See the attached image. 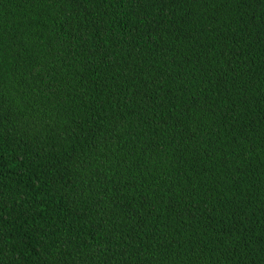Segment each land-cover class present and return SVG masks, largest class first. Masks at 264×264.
<instances>
[{
	"label": "trees",
	"instance_id": "1",
	"mask_svg": "<svg viewBox=\"0 0 264 264\" xmlns=\"http://www.w3.org/2000/svg\"><path fill=\"white\" fill-rule=\"evenodd\" d=\"M0 264H264V0H0Z\"/></svg>",
	"mask_w": 264,
	"mask_h": 264
}]
</instances>
